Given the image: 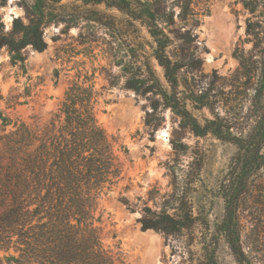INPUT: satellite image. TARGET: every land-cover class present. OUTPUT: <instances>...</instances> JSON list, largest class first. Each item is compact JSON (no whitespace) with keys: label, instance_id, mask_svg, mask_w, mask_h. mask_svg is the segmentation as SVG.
Returning a JSON list of instances; mask_svg holds the SVG:
<instances>
[{"label":"trees","instance_id":"obj_1","mask_svg":"<svg viewBox=\"0 0 264 264\" xmlns=\"http://www.w3.org/2000/svg\"><path fill=\"white\" fill-rule=\"evenodd\" d=\"M47 1L36 0L40 17L27 24L18 17L11 31L0 30V49L7 46L13 54L27 45L46 49L42 25ZM83 1L106 3L129 16L139 39L128 44L116 64L124 87L146 100L145 123L152 132L170 111L179 120L171 138L176 151H186L187 133L235 146L215 189L223 199L220 215L209 220V210L197 208L190 192L181 189L161 209L142 208V229L172 235L199 226L203 264L219 263L221 242L236 264H264V0H244L251 14L246 36L252 47L236 53L240 76L231 83L221 81L225 77L216 71L202 72L195 29L209 9L201 0ZM143 28L151 41L142 35ZM96 101L91 86L74 82L65 92L59 119L52 117L42 128L17 120L7 130L13 121L0 113V264L121 261L96 224L101 198L124 171L118 141L100 123ZM193 109L207 110L210 116L199 118ZM193 163L189 186L197 178ZM121 200L135 211L128 198Z\"/></svg>","mask_w":264,"mask_h":264},{"label":"rangeland","instance_id":"obj_2","mask_svg":"<svg viewBox=\"0 0 264 264\" xmlns=\"http://www.w3.org/2000/svg\"><path fill=\"white\" fill-rule=\"evenodd\" d=\"M201 1L209 9L195 29L202 72L216 71L225 77L221 81L231 83L240 76L236 53H241L239 48L248 52L252 47L246 36L251 14L244 0ZM44 11V51L32 45L14 54L7 46L0 49V113L13 121L7 130L17 120L33 128L44 127L52 117L59 119L61 102L72 83L91 86L97 94V117L118 141L116 149L124 167L122 178L103 195L96 214L105 244L121 254L115 264H203L201 227L170 235L143 230L138 217L145 205L161 209L172 193L185 189L197 208L209 210L208 219L213 221L223 211V199L215 192L217 181L235 146L211 135L187 133L183 134L186 151H176L171 138L179 120L170 111L155 132L146 125L147 102L124 87L125 78L116 64L126 55L128 44L139 39L125 12L83 0H48ZM39 15L36 0H0V30L11 31L18 17L27 24ZM142 35L151 41L144 28ZM193 112L199 118L210 116L207 110ZM2 122L0 118V134ZM192 161L197 178L189 186ZM122 196L135 211L122 202ZM218 256V264H236L224 242L218 246Z\"/></svg>","mask_w":264,"mask_h":264}]
</instances>
